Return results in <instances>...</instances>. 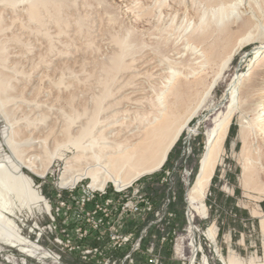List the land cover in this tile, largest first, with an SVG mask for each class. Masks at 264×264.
I'll use <instances>...</instances> for the list:
<instances>
[{
	"label": "rangeland",
	"instance_id": "rangeland-1",
	"mask_svg": "<svg viewBox=\"0 0 264 264\" xmlns=\"http://www.w3.org/2000/svg\"><path fill=\"white\" fill-rule=\"evenodd\" d=\"M16 3L20 2L4 0L0 3V21L4 28L0 33L3 48L0 78L3 77L9 85L7 95L17 97L15 100L45 103L47 108L41 112L47 113L49 118L39 124L41 129L33 136L47 140L50 150L56 141L67 139L66 133L58 132L64 122L61 117L90 114L107 83L113 97L127 94L130 81L126 83L130 75L126 71L138 66L141 60L171 57L175 52H182V59L179 57L175 64L186 66L189 55L183 51L184 31L189 37L187 42L209 44L219 41L225 46L224 51L229 50L234 45L232 40H235L220 41L225 33L213 22L208 0H64L58 9L49 5L42 10L41 24L29 21L22 6ZM196 14L205 15L206 37L191 31L198 18ZM229 22L235 24L236 17L232 16ZM116 36L126 38L131 44L132 50L126 56L130 67L127 65L128 69L109 75L106 66H109V60L117 50L113 40ZM256 45L250 43L235 55L206 105L195 115L169 152L162 168L133 181L147 196L152 211L137 216L128 215L124 219V215L118 216L117 220H112L114 223L124 220L122 232L133 233V238L143 234L140 245L125 264H188L193 241L200 249L197 264L205 256L211 264H226L230 254H237L242 264L250 260L264 263V234L260 228V217L253 214L249 204H261L264 212V191L256 188L257 185L244 183V159L248 156L253 160L263 157L264 140L260 131L255 143L242 152L243 143L238 136L239 113L234 116L226 140V152L207 192L206 214L195 217L196 234L193 237L189 233L187 204L188 190L196 180L206 149V134L216 112L223 110L227 101L226 91L233 77L248 74L256 68L259 61L254 53ZM186 90L184 86L181 93ZM15 100L10 99L5 107H0V148L4 154L18 160L20 157L3 142V137L12 135L15 141L28 137L30 133L23 123L19 126L13 123L19 118L26 119V116L32 119L36 114H29L26 104ZM190 105L191 101L187 102L182 107V113H186ZM11 127L14 133H11ZM74 155L76 148L69 145L65 155L56 157L43 176L24 169L33 177L35 188L51 205L56 219L52 221L49 213L37 208L35 215L22 226L23 235L54 254L57 264H121L124 255L132 249L134 240L118 247L108 238L106 228L94 233L89 225L77 223L83 219L79 216L75 200L84 193L83 189L92 191L95 186L88 187L92 184L91 178H84L75 185H62L66 161ZM250 163L254 177H260L264 184V163ZM104 189L113 193L114 181L108 179ZM117 197L116 203L120 200ZM99 198L100 195L96 194L86 212L97 210L103 201ZM61 200L66 202V207L61 206L57 210V203ZM209 227H214L217 233L216 242L207 236ZM88 249L92 250L90 254L86 253ZM13 253L17 264H54L51 260L39 262L26 257L8 246L0 252V259L4 261Z\"/></svg>",
	"mask_w": 264,
	"mask_h": 264
},
{
	"label": "bare ground",
	"instance_id": "bare-ground-1",
	"mask_svg": "<svg viewBox=\"0 0 264 264\" xmlns=\"http://www.w3.org/2000/svg\"><path fill=\"white\" fill-rule=\"evenodd\" d=\"M3 1L0 0V3ZM63 1L18 0L20 3L16 4L22 6L29 21L41 24L42 10L49 5L58 9ZM208 2V11L212 12L213 22L225 33L222 39L219 37L220 41L235 38L232 40L234 45L229 50L224 51L225 46L219 41L209 44L204 41L201 44H194L192 40L187 42L189 37L183 30L182 38L185 41L183 51L189 55L186 66L175 64L182 56V52H175L176 55L171 57L143 59L138 66L135 65L136 67H131L132 70L128 71L131 68L128 69L126 56L132 50L131 44L126 38L114 37L117 50L114 51L111 61L109 60V66L105 65L106 70L109 75H113L128 69L126 72H129L130 79L126 84L130 81L129 92L125 95L119 93L120 96L113 97L112 89L107 83L90 114L61 117L64 122L58 132L66 133L67 139L55 142L54 138L52 150L47 147V140L33 136L41 129L39 124L45 123L49 118L47 113L41 112L47 108L45 103L15 100L17 97L7 95L9 85H6L3 77L0 78L2 92L0 107H5L10 99H14L15 102L25 103L29 114H36L32 119L26 116V119L19 118L13 123L18 126L23 123L30 133L28 137L18 141H15L12 135L3 137V142L7 143L20 159L11 158L0 148V252L8 246L39 262L51 260L54 264L58 263L54 254L35 245V242L29 241L23 235L22 226L35 215L37 208L51 213V205L35 188L34 179L25 173V168L43 176L51 167L53 160L64 156L68 146L73 145L76 148V155L66 161L63 186L75 185L84 178H91V186L98 188H103L108 179L123 187L145 174L160 170L182 132L206 105L214 87L230 67L235 55L250 43H257L254 47V53L259 60L256 68L248 74H236L229 83L225 96L227 101L222 107L223 110L216 112L212 126L206 134V149L199 171L187 193L189 233L191 237L195 236V217L206 214L205 199L216 168L226 152V140L234 116L237 113L240 115L238 136L243 143L242 152L255 143L260 131L264 140V0H208ZM196 15L198 18L195 23L192 22L191 31L205 36L204 32H207L205 15ZM232 16L236 17L238 23L232 25L229 22ZM3 31L0 21V33ZM2 51L0 44V58ZM194 85L197 87L194 88ZM184 86L188 90L181 93ZM190 101L191 105L187 112L182 113V107ZM57 110L56 112L59 111ZM12 127L11 133H14ZM250 162L261 165L264 163V155L256 160L249 156L244 159L245 185H257L256 188L264 191L260 177L255 178L250 170ZM249 204L253 214L260 217V228L264 234V212L261 204ZM206 233L211 240L217 241L214 227H209ZM192 244L188 264H197L200 249L194 241ZM16 262L14 253L4 261L0 259V264H17ZM225 263L242 264L237 254H230ZM200 264L211 263L205 256ZM247 264L264 263L250 260Z\"/></svg>",
	"mask_w": 264,
	"mask_h": 264
},
{
	"label": "built area",
	"instance_id": "built-area-1",
	"mask_svg": "<svg viewBox=\"0 0 264 264\" xmlns=\"http://www.w3.org/2000/svg\"><path fill=\"white\" fill-rule=\"evenodd\" d=\"M116 186L118 185L115 184L113 193H107L106 189H104L105 186L102 189L94 187L92 191L83 189L84 193L75 200L77 210L80 212V215L79 212L78 215L83 219V221L80 220L81 222L78 221L77 223H82L83 226L89 225L95 231L94 233L101 232L103 228H106L108 230V238L114 242V245H118V247L127 245L134 240L132 243V249L126 253L121 260V264H125L126 261L131 258L135 248L140 245L141 240L143 239V234L139 235L137 238H133V233L122 232V224L124 220H118L117 223L112 222V220H117L118 216L124 215V219L128 215L137 216L142 213L151 212L152 205L147 196L142 193L139 185H136L135 182L123 187ZM88 187L91 188L93 186L90 185ZM97 191L100 193H97ZM96 194L100 195V198L103 199V201L100 202L101 205H98L99 207L97 210H94V212H86L89 202L96 198ZM109 194L113 197L109 196ZM115 196L120 198V200L117 201L118 203H116ZM57 204V210H59L61 206L62 208L66 207V202L63 200L59 201ZM49 215L52 221H55L56 218L54 214L51 212ZM86 215L87 217L85 218ZM40 229L44 230V228ZM91 252L92 250L89 249L86 251L87 254H90Z\"/></svg>",
	"mask_w": 264,
	"mask_h": 264
}]
</instances>
